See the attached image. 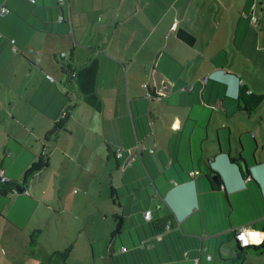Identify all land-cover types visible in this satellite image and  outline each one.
<instances>
[{"label":"crops","instance_id":"0c3cea01","mask_svg":"<svg viewBox=\"0 0 264 264\" xmlns=\"http://www.w3.org/2000/svg\"><path fill=\"white\" fill-rule=\"evenodd\" d=\"M1 6L9 12L0 15V173L20 182L48 152L47 168L23 193L0 199L6 243L29 230L60 188L66 197L77 195L75 187L87 191L89 180L65 176L79 168L99 173L103 187L109 172L112 216L121 224L110 247L90 244L92 264L96 256L106 264H232L239 253L233 230L264 231V118L256 117L264 100L250 114L236 101L240 86L264 95L245 75L252 59L259 62L264 0H0ZM60 62L75 71L74 94L60 83ZM165 83L169 90L160 96ZM55 123L59 132L46 139ZM137 143L154 153L144 151L118 170L115 150ZM211 170L220 188H212L207 175L218 181ZM47 172L54 173L49 183ZM37 177L44 181L37 185ZM147 210L151 221L170 216L173 227L163 239L144 220ZM188 242L203 248L192 256L197 263L182 258ZM248 252L263 255L249 247L245 259Z\"/></svg>","mask_w":264,"mask_h":264},{"label":"rangeland","instance_id":"374dc122","mask_svg":"<svg viewBox=\"0 0 264 264\" xmlns=\"http://www.w3.org/2000/svg\"><path fill=\"white\" fill-rule=\"evenodd\" d=\"M260 31L262 39L258 49L261 53L256 56L259 62L255 63L252 59L245 75L251 81L259 82L264 91V63H261L264 58V29ZM235 57L237 58V54ZM242 67L241 69L245 70L244 64ZM258 116L264 118V102L258 109L256 117ZM113 162L112 159L111 164ZM43 175L45 182L49 183L53 180L54 173L47 172ZM67 175L81 177L83 181L89 180L87 191L75 187L73 193L77 195L71 193L66 197L64 189L60 188L56 201L48 202L49 205L42 204L34 214L29 230L25 229L22 234L18 233L12 244L6 243L7 234H2L4 231L2 229L0 231V264H92L91 243L97 242L95 245L98 247L101 243H105L106 248L111 246L116 222L111 217L113 205L109 172L104 187L103 182L98 179L99 173L88 171L82 173L79 172V168H76L73 172L65 174ZM35 180L38 185L43 179L37 177ZM119 184L118 178H115L114 185ZM59 209L62 211L57 215ZM103 211L106 212L107 219H104ZM124 240H127V237H124ZM235 243V240H232L231 245ZM116 244L117 248H120L119 240ZM258 257L264 258V253L259 256L248 252L244 263L250 264ZM93 261L94 264H106L104 256H96Z\"/></svg>","mask_w":264,"mask_h":264},{"label":"trees","instance_id":"16d2710c","mask_svg":"<svg viewBox=\"0 0 264 264\" xmlns=\"http://www.w3.org/2000/svg\"><path fill=\"white\" fill-rule=\"evenodd\" d=\"M61 66V85L69 92L74 94L75 88H76V75L75 71L70 68V66L67 64V62H60ZM264 100V95H251L248 94V91L245 89V87L240 86L238 91V96L236 101H240L245 105V112L247 114H250L253 110H255ZM60 126L59 124L55 123L53 129L46 135V139L55 137L56 134L59 132ZM48 166V152L46 149H44L42 155L38 158L36 162L30 165V167L24 172L23 177L20 182H16L15 180H10L7 177H4V180H0V199L1 198H8L11 194H18L23 193L26 189L27 184L29 181L36 175L39 174L41 171H43ZM210 173L214 174L217 183L215 184L212 177H209L207 175L208 180L211 182L212 188H220V185L222 184L220 176L214 172L210 171ZM19 189H22V192H19ZM113 191V190H112ZM114 191L112 192V194ZM156 210H158V207L156 206ZM152 213V211L150 210ZM144 214V213H143ZM144 218V216H143ZM112 219L117 222L116 230H115V236L117 233H119V229L121 227V224L119 223L120 217L112 216ZM146 222H150V220L144 219ZM119 223V224H118ZM152 229H154L155 236L163 239V236L165 235V232L172 229V220L170 216H166L163 218H158L156 221L150 222ZM179 244V243H178ZM182 246L185 245V243H181ZM186 249L182 252V258L184 259H192L193 261L198 258L192 257L194 253H201L200 247H192L190 242L185 245ZM249 248V247H248ZM245 248V249H248ZM251 248V247H250ZM252 248L255 250L256 253L262 255L264 253V241L259 246H252ZM239 253L236 255L235 258L231 260L232 264H242L244 262L245 256H244V250L242 248L237 247ZM65 257V256H63ZM113 258V257H112ZM110 264H116L115 261H111ZM138 264V263H137ZM141 264V263H139Z\"/></svg>","mask_w":264,"mask_h":264},{"label":"built area","instance_id":"2783aa9c","mask_svg":"<svg viewBox=\"0 0 264 264\" xmlns=\"http://www.w3.org/2000/svg\"><path fill=\"white\" fill-rule=\"evenodd\" d=\"M63 5L64 4L62 2L60 6ZM8 12L9 11L5 6L0 7V15H6ZM245 17L247 18L249 16L245 15ZM63 20L64 18L62 16L58 18L59 22H62ZM249 23L251 27H255L258 23V19L251 14L249 17ZM10 43L12 45V49L15 50L14 41L10 40ZM62 56H64V54H62ZM47 79L51 80L50 76H47ZM169 85H170L169 83L163 84L160 90H158V95L162 96L166 94L169 90L170 87ZM189 90H191V88ZM248 94H250V92H248ZM147 97L148 98L151 97V94L148 93ZM144 151H147L149 153H154L153 148L142 145L141 143H137L133 148H128V149L117 148L114 154L119 162V167L121 168V170H125L126 168L131 167L132 164L137 160L138 156ZM198 174L199 172L195 171L191 175H198ZM0 180L2 181L4 180V176L2 175V173H0ZM143 216L144 219H146L147 221L150 220L151 219L150 210L145 211ZM233 237L237 247L239 248L245 249L252 246L256 247L261 245L262 242L264 241V231L252 228L250 226H240L233 230ZM158 239H160V236L158 237ZM125 250H126L125 248L122 249V251ZM200 251L202 252V249H200ZM207 259L208 260L211 259L210 255H207ZM194 261H196L197 263L198 259H195Z\"/></svg>","mask_w":264,"mask_h":264},{"label":"water","instance_id":"95a60500","mask_svg":"<svg viewBox=\"0 0 264 264\" xmlns=\"http://www.w3.org/2000/svg\"><path fill=\"white\" fill-rule=\"evenodd\" d=\"M241 164L243 165L244 170H248L249 171V169L247 168V164H246L245 161L241 162ZM229 165L235 166V167H239V165H237L236 163H230ZM248 178L250 179V177H248ZM22 191H23L22 189H19V192H22Z\"/></svg>","mask_w":264,"mask_h":264}]
</instances>
